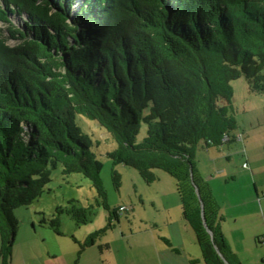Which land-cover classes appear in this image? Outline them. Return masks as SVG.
Returning a JSON list of instances; mask_svg holds the SVG:
<instances>
[{
	"label": "trees",
	"instance_id": "obj_1",
	"mask_svg": "<svg viewBox=\"0 0 264 264\" xmlns=\"http://www.w3.org/2000/svg\"><path fill=\"white\" fill-rule=\"evenodd\" d=\"M0 24L1 264L12 256L14 210L41 196L56 167L87 178L105 199L92 151L99 143L76 117L113 139L112 165L131 167L147 185L155 170L174 178L202 264H224L218 253L240 264L195 173L194 151L232 142H223L236 130L231 81L243 78L250 95L264 96V0H0ZM112 180L119 188L117 173ZM58 214L82 224L89 213L71 205L40 219L63 237ZM118 216L113 209L108 219Z\"/></svg>",
	"mask_w": 264,
	"mask_h": 264
},
{
	"label": "rangeland",
	"instance_id": "obj_2",
	"mask_svg": "<svg viewBox=\"0 0 264 264\" xmlns=\"http://www.w3.org/2000/svg\"><path fill=\"white\" fill-rule=\"evenodd\" d=\"M11 20L18 23V19ZM0 28L4 30L6 26L0 24ZM13 43L11 41L8 44ZM230 86L232 97L229 114L234 122L241 124L245 118L264 117V96L250 95L243 78L231 81ZM75 121L92 141L99 143L98 146L93 145L92 151L102 164L99 177L105 199L87 178L74 173L62 176L60 166L56 167L50 172V182L44 187L41 196L32 205L14 210L19 226L13 243L11 264L73 263L78 258L79 247L84 244L85 237L88 238L99 230L104 232L99 233L95 240H101V245L110 246L111 249L105 256L110 261L113 260L114 264H154L155 249L150 241L152 233L155 236L167 233L174 235L177 222L184 223L189 228L182 219L176 181L169 174L155 170L157 180L147 185L131 167L112 165L107 153L115 148L113 139L95 122L83 117H76ZM145 132L146 125L142 124L136 137L137 143L142 140ZM229 144L236 143L230 142L223 146ZM205 158L206 150L200 143L194 151L195 165L202 166ZM233 161L238 160L233 158ZM114 173L119 178V188L113 183ZM71 205L86 209L89 213L86 215L88 221L76 224L66 214H58L59 230L64 234L63 237L40 225L42 217L50 219L52 215H56L57 208L68 209ZM103 205L107 206L108 211ZM119 207H125L126 212L119 216L118 222L112 218L109 220V212ZM189 230L188 236H192L194 240L193 232ZM186 236L184 234V238ZM81 256L86 264H90L86 260V253Z\"/></svg>",
	"mask_w": 264,
	"mask_h": 264
},
{
	"label": "crops",
	"instance_id": "obj_3",
	"mask_svg": "<svg viewBox=\"0 0 264 264\" xmlns=\"http://www.w3.org/2000/svg\"><path fill=\"white\" fill-rule=\"evenodd\" d=\"M250 118L241 124L234 122L233 136L239 135L241 142L232 141L236 144L206 150L205 162L199 167L195 165L194 169L210 190L217 209L215 220L220 219L218 227L230 253L240 264H264V117ZM233 158L238 161L234 162ZM243 163L246 168L242 167ZM189 229L177 222L174 235L152 233L154 264H202L195 238L188 236ZM85 238L84 242L88 240ZM101 244V240L94 239L91 246L79 248L76 261L64 264H86L81 256L84 253L90 264H114L105 256L110 246ZM98 246L105 248L100 251Z\"/></svg>",
	"mask_w": 264,
	"mask_h": 264
},
{
	"label": "built area",
	"instance_id": "obj_4",
	"mask_svg": "<svg viewBox=\"0 0 264 264\" xmlns=\"http://www.w3.org/2000/svg\"><path fill=\"white\" fill-rule=\"evenodd\" d=\"M230 139H232L231 141H237V142H241V137L239 136V135H232V138L230 137H227V136H224V138H223V142L225 143V142H228ZM240 153H242L243 154V150H240ZM242 167L243 168H246L247 166H246V164L245 163H243L242 164ZM126 208L125 207H120L119 209H118V215L120 216V215H122L123 213H125L126 212Z\"/></svg>",
	"mask_w": 264,
	"mask_h": 264
},
{
	"label": "water",
	"instance_id": "obj_5",
	"mask_svg": "<svg viewBox=\"0 0 264 264\" xmlns=\"http://www.w3.org/2000/svg\"><path fill=\"white\" fill-rule=\"evenodd\" d=\"M194 191H195L196 196H197V198H198V200H199V202H200V209H201V214H202V203H201V200H200L199 194H198V192H197V188H195ZM202 223H203V226L205 227L206 231L208 232L207 234L211 237V233H212V232L206 228L205 223H204L203 221H202ZM215 251L218 253V251H217L216 249H215ZM218 255H219V257L224 261V264H228L227 261L224 259V257H223L222 255H220L219 253H218Z\"/></svg>",
	"mask_w": 264,
	"mask_h": 264
}]
</instances>
